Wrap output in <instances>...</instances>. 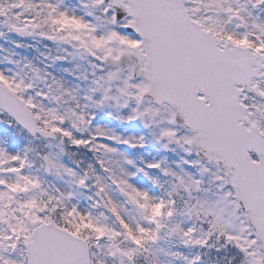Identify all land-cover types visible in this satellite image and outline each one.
<instances>
[{
	"label": "snow or ice",
	"instance_id": "1",
	"mask_svg": "<svg viewBox=\"0 0 264 264\" xmlns=\"http://www.w3.org/2000/svg\"><path fill=\"white\" fill-rule=\"evenodd\" d=\"M0 264H264V0H0Z\"/></svg>",
	"mask_w": 264,
	"mask_h": 264
}]
</instances>
